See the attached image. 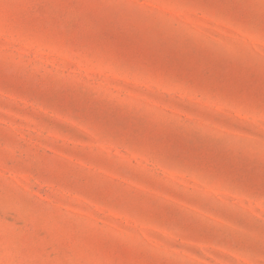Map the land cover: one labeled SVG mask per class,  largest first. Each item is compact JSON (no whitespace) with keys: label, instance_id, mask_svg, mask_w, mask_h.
<instances>
[{"label":"rangeland","instance_id":"374dc122","mask_svg":"<svg viewBox=\"0 0 264 264\" xmlns=\"http://www.w3.org/2000/svg\"><path fill=\"white\" fill-rule=\"evenodd\" d=\"M262 24L0 0V264H264Z\"/></svg>","mask_w":264,"mask_h":264},{"label":"snow or ice","instance_id":"6c2138e0","mask_svg":"<svg viewBox=\"0 0 264 264\" xmlns=\"http://www.w3.org/2000/svg\"><path fill=\"white\" fill-rule=\"evenodd\" d=\"M40 3H50V2H61V0H38ZM81 2L88 6L94 7L96 5L103 6H113V5H122V6H134L141 7L146 6L148 4L158 5L160 0H81ZM261 39L264 42V24L261 26ZM264 111V110H262ZM261 239L264 240V232L261 233ZM133 254V250L131 249H118L115 250L114 255L119 257H127ZM101 264H134V262L127 259H111L107 261L101 262Z\"/></svg>","mask_w":264,"mask_h":264}]
</instances>
